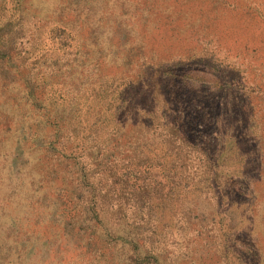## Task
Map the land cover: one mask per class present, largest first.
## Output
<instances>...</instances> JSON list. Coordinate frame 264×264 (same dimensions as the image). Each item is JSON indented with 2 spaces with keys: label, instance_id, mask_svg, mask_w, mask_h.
<instances>
[{
  "label": "rangeland",
  "instance_id": "obj_1",
  "mask_svg": "<svg viewBox=\"0 0 264 264\" xmlns=\"http://www.w3.org/2000/svg\"><path fill=\"white\" fill-rule=\"evenodd\" d=\"M0 264H264V0H0Z\"/></svg>",
  "mask_w": 264,
  "mask_h": 264
},
{
  "label": "crops",
  "instance_id": "obj_2",
  "mask_svg": "<svg viewBox=\"0 0 264 264\" xmlns=\"http://www.w3.org/2000/svg\"><path fill=\"white\" fill-rule=\"evenodd\" d=\"M43 19V18H42ZM22 136H24V135H20L19 137L18 136H16L15 138H14V140H13V147H12V154H13V156H14V154L16 153V150L18 149V146L20 145L21 146V149H22V151L23 150H25V147H24V145H25V143L23 142V139H24V137H22ZM3 143H5V145H7V143H8V139H4L3 140ZM4 145V144H3ZM36 146V145H35ZM28 150H30V148H28ZM41 159H33V166L34 167H36L37 165H41ZM17 180H18V178H16V177H14V180H13V182H14V184H15V186H16V183H17ZM7 185L9 186V182H8V180H7ZM12 200H14L13 198H11V201ZM26 204H25V202H24V198H23V196H22V198H21V204H20V207H19V209H20V214L19 215H21V216H26V215H30L31 214V212H32V210H35L36 209V207H38V208H42V206L44 205V203H43V201H42V198H38V200L36 201V200H34V201H32V199H26ZM18 202H19V200H18ZM36 203H38V206H36ZM23 204V205H22ZM9 213V212H8ZM12 220V219H11ZM15 220V219H14ZM35 220V219H34ZM33 220V221H34ZM9 222H10V220H8L6 223H8L7 225H9ZM38 222H41V219H39L38 220ZM11 223H13V220H12V222Z\"/></svg>",
  "mask_w": 264,
  "mask_h": 264
}]
</instances>
